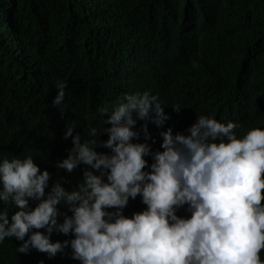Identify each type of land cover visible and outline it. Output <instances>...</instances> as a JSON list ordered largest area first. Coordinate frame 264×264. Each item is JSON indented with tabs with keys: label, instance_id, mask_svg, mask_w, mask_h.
<instances>
[{
	"label": "trees",
	"instance_id": "1",
	"mask_svg": "<svg viewBox=\"0 0 264 264\" xmlns=\"http://www.w3.org/2000/svg\"><path fill=\"white\" fill-rule=\"evenodd\" d=\"M59 79L67 81L65 118L50 103ZM143 91L169 116L160 127L134 126L147 123L153 150H162L161 131L183 132L199 115L234 122L237 137L264 128V0H0V159L31 155L52 174L49 184L60 180L71 190L84 166L70 173L52 167L71 147V138L62 139L65 121L76 122L73 134L82 139L86 126L99 136L96 109ZM57 207L70 215L63 203ZM144 207L137 196L124 214ZM0 210L10 216L16 209L9 202ZM176 214L188 215L183 207ZM20 243L0 242V264H79L67 247L49 258L35 249L17 253Z\"/></svg>",
	"mask_w": 264,
	"mask_h": 264
},
{
	"label": "clouds",
	"instance_id": "2",
	"mask_svg": "<svg viewBox=\"0 0 264 264\" xmlns=\"http://www.w3.org/2000/svg\"><path fill=\"white\" fill-rule=\"evenodd\" d=\"M53 86L51 106L65 118L67 81ZM162 105L148 91L126 93L96 109L104 127L98 136L86 126V139L65 121L62 139L71 138V147L52 167L84 166L71 190L60 180L49 184L52 174L31 155L0 159V203L16 209L0 210V242L15 238L17 253L35 249L49 258L67 247L79 264H264V128L237 137L234 122L199 115L183 132L161 131L162 150H153L147 123L134 126H162L169 119ZM137 196L145 207L125 215ZM61 203L70 215L59 213ZM182 207L188 215L176 214ZM53 232L70 238L53 242Z\"/></svg>",
	"mask_w": 264,
	"mask_h": 264
}]
</instances>
